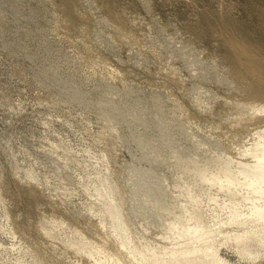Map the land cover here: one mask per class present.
Listing matches in <instances>:
<instances>
[{"label":"rangeland","instance_id":"1","mask_svg":"<svg viewBox=\"0 0 264 264\" xmlns=\"http://www.w3.org/2000/svg\"><path fill=\"white\" fill-rule=\"evenodd\" d=\"M65 1L71 3L76 30L57 22L59 0H0V264H24L32 258L27 235L9 233L12 223L48 243L56 264H78V256L63 242L74 226L93 232L94 217L87 211L93 197L82 185L98 171L118 177L113 180L125 200L128 223L152 231L162 219L156 205L170 203L176 195L172 183L178 163L185 156L207 157L233 132L227 119L240 90L227 84L232 83L231 65L225 58L231 52L220 29L239 25L258 31L262 25L256 13L259 7L264 10V0ZM103 14L113 17L110 26L111 19L104 20ZM115 17L139 37L141 46L131 37L120 38V43L111 38ZM103 58L126 76H109ZM88 63H94L91 70ZM178 74V82L170 81ZM110 123L115 125L111 134ZM220 124L224 132L217 129ZM103 142L108 152L111 147L107 164L97 158ZM151 147L156 151L150 153ZM174 154L184 158L177 162ZM67 155L72 158L66 160ZM107 165L109 171L103 167ZM30 171L39 176L38 192L26 187ZM60 221L71 228L62 229ZM232 254L231 264H254Z\"/></svg>","mask_w":264,"mask_h":264},{"label":"bare ground","instance_id":"2","mask_svg":"<svg viewBox=\"0 0 264 264\" xmlns=\"http://www.w3.org/2000/svg\"><path fill=\"white\" fill-rule=\"evenodd\" d=\"M55 6L57 8V22L64 25V27L66 26L68 29L76 30V21L71 16V3L65 0H59ZM90 11L91 10H89V12ZM256 14L261 20L262 25H260L261 28H259L258 31L244 30L239 25H231L220 29L221 36L224 34L227 40L226 49L231 52L229 58H225V61L229 62L228 64L231 65L229 78H231L232 83H228L230 80H227V84H231L236 89L240 90V96L238 95L240 98L236 102H233L234 106L230 109L232 110V113L231 115L229 114L231 117L229 116V120L227 119L233 129V132L230 130V132H232L231 134L225 133L224 136L227 134L225 137L226 140L222 141L220 139L224 142L223 145L221 144L223 147L218 144V146H221L222 148H217V145H215L216 149H213L212 151L209 147H207L211 153L208 152L210 154L203 159L201 158V160H199L198 157H202L203 155L198 157L194 155L198 159L188 156H185V159H183L184 155L182 154L183 158L181 155L179 158H182L183 161L180 162V160L178 161L179 158H177L174 154L176 156L174 160L177 159V162H180L178 163L179 170H177L179 173L177 172L178 175L176 176L175 171L174 176L176 177L172 183V186L176 189V195L173 199L171 198L172 201L169 198L171 201L170 203L168 202L156 205L158 210V212L156 211V214L158 213V217L162 219L154 225L152 231H146V228L140 230L141 225L139 226V229H136L134 226L132 227V223V225L128 223L124 210L125 200L123 201V199L119 196L120 193L118 192L119 188L116 184L117 182L113 180L117 177L116 175L114 176L115 172L113 173L114 178L111 176V170V174L102 173V171L96 172L93 176L94 178L91 179L92 182H90L91 180H86L82 186L84 190H86L85 192L88 191L91 198L93 197L89 207H87V211H89L88 214H92L94 217L93 220H91L93 222H90L93 232L87 233L85 232L86 230L84 231V228L78 226H74L72 228L68 227V224H65L63 221L58 223L56 222L62 229H66L67 227L72 229V232L70 231L71 235L65 238L63 243L69 252L78 256V264H231L228 258L229 253L236 254V256L241 260L250 261L254 264L264 262V10L259 7ZM103 16H106V19L104 17V20L113 18L108 14H103ZM109 21L111 22L112 19L108 20L107 24H109ZM113 25V32L110 33L112 39L120 43V38L122 39V37H127L126 39H128V37H131L132 39H129V41L134 39L135 43L138 46H141V43L138 40L139 37H135V34L132 35L131 33L130 35L128 33L130 29H126L125 25L127 24L124 25V23L118 19L113 21ZM65 30V34H67V29ZM201 39L202 34L199 36L200 42H202ZM69 40L71 39L69 38ZM66 41L68 42V39H66ZM220 43H222V41ZM161 44L162 43H160V45ZM222 44L224 47L225 42ZM85 54H87V52ZM102 56L104 57L105 55ZM85 58L83 60H86ZM102 61H104L105 65L103 70L107 69L106 71L109 76H115L118 74L119 78L120 75L124 74V72L120 69H116L115 67L113 68L115 70H112L108 59L103 58ZM82 62L81 64H84ZM101 64V66H104L103 62ZM89 65H87L88 68ZM92 65H90L89 70H91ZM167 69H170L171 71L170 67ZM172 71H175V69H172ZM176 73L178 72L176 71ZM103 75L106 76V74ZM177 76L178 77L171 76L172 79L170 78V81L172 80L173 82L174 80L178 82L177 79H179V74ZM120 77L124 78L123 76ZM109 78L110 77H108V79ZM223 78L225 80V77ZM219 80H221V77ZM234 87L231 88L233 89ZM198 100L200 101V99ZM227 103L230 105L229 101ZM201 104L204 106H201ZM201 104V108L205 107L203 101ZM107 115L108 113H104V120L106 123L109 122V116ZM50 120L47 119L46 122H49L50 124ZM104 120L102 119V121ZM221 124L217 127V129H221V131L224 132V125L222 127ZM112 126L110 127V133L108 132L109 134H111V130H113L111 129ZM106 128H108V125ZM164 130L162 131L164 132ZM108 133H106L105 136L109 137V135H107ZM139 141L141 140L139 139ZM202 144L200 146H202ZM103 145H105L104 142L102 146ZM102 146L101 148L103 149L100 147L99 148L101 150H98L99 148L97 149L100 151V153L98 152L99 156H97V158H99L98 160L102 163L107 164L109 163L108 161H110L109 153L111 152V147L108 145V148H110V152H108L107 148ZM152 150L154 149L152 148L151 151L149 150L150 153H152ZM67 151L69 152V149H67ZM155 151L156 150L153 152ZM196 152L195 154L197 155ZM201 153L203 152L201 151ZM69 158L70 157H68V155L65 157L66 160ZM113 159L114 158L112 157V160ZM177 162H174V164ZM176 165L174 166L177 167ZM103 167H106L105 169H108L109 171L108 165ZM26 177V187L29 191L35 192L37 183H39L37 182L39 176L36 178V175L30 171L27 173ZM17 180H19V178ZM22 184L24 185V183ZM82 186L80 185V187ZM174 188L173 190H175ZM168 190L170 191L171 189ZM36 191L38 192V190ZM166 192L167 194L170 193L168 191ZM171 192L174 193V191ZM163 195L165 194H162L161 196L163 197ZM164 198L166 199V197ZM7 219H9L8 215ZM10 226L11 230L9 233L13 232L12 234H16V232L18 233L23 231V233L27 235V245L25 246L31 253L32 258L31 261H26L24 264H56V261L53 260L54 257H49L51 255L48 253V243L43 242L40 239H36V236V238H33L30 236L33 235L30 233L31 230H22L18 224L12 223ZM21 252L23 253V251ZM29 252L28 254L30 255ZM21 255L22 254L19 256ZM31 255L29 257H31Z\"/></svg>","mask_w":264,"mask_h":264}]
</instances>
